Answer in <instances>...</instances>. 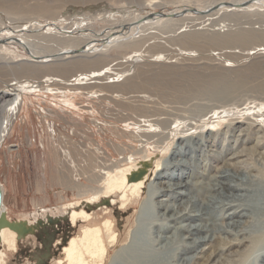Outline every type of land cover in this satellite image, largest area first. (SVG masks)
Segmentation results:
<instances>
[{"label":"rangeland","instance_id":"374dc122","mask_svg":"<svg viewBox=\"0 0 264 264\" xmlns=\"http://www.w3.org/2000/svg\"><path fill=\"white\" fill-rule=\"evenodd\" d=\"M151 1L0 0V41H5L0 43V89L6 88L9 83L15 86L31 83L30 89H21L23 104L19 115L16 119L14 116L11 127L1 133L4 137H0V184L4 188L3 200L10 218H26L33 224V234L19 241L17 251H5L3 264H57V258L61 256L58 241L66 239L71 228L67 224L64 208L67 201L73 198L72 190L68 191L65 183L62 184L57 178L58 174L66 176L67 171L71 172L73 179L87 185V193H90V188L100 186V182L96 180L100 181L102 172H107L113 165H122L125 158L130 162L154 153L163 164V159L170 157L172 147L175 144L177 146V128L193 121L187 119V116L199 115L195 119L202 117L198 123L202 128L184 131L185 135H196L201 131L196 141L203 144L204 150L194 153L190 160L193 165L191 181L197 187L202 186L200 193L196 194V197H201L200 204L207 201L206 194L217 192L212 190L203 195L207 184L217 183L214 176L219 175L218 170L224 162L231 164L230 171H227L229 173L235 171L241 177L248 174L255 177V180H264V160L249 156L250 152L240 153L242 149L254 146L264 136L260 129L262 125L264 128V4L260 2L247 10L227 12L223 8L218 13L214 11L213 15L206 16L190 11L192 14L189 16L175 17L177 19L171 20V23L165 19L142 27V31L134 34L136 37L133 39L146 38L139 51L137 46L114 48L106 56L105 63L110 61L106 65L109 68L101 73L106 71L110 75L103 76L101 81L103 83L115 79L119 85L116 91L104 89L107 84L103 83L70 87L61 90V93L51 94L47 90L31 89V86L36 79L49 72L50 68L55 70V65L47 66V69L39 68V65L37 67L41 74H28L29 78L27 74L24 75L26 77L16 76L10 70L16 60L17 64H21L25 62L24 57L30 58L29 49L10 42L14 35V38L25 35L23 32L27 33L26 31L17 30L29 25L41 26L38 33H44L35 42L45 45L48 44V39L61 37L59 33H54L57 29L50 24H56L59 28L67 27V30L69 27H77L76 31L82 28L85 33L95 32L102 37L112 30L121 29V23L131 22L140 15L153 19L156 15H150L156 12L168 14L181 12L183 9L205 10L210 5L237 0ZM72 31L65 36L77 37L78 33ZM229 34L232 39L227 37ZM6 36H10V40ZM238 36L242 39L236 40ZM224 37L227 41L223 40ZM85 39H81L80 43L88 41ZM107 39L105 37L99 43ZM49 44L55 46L53 42ZM119 44L123 43H114L112 47ZM87 55L91 54L81 58L94 59L95 55ZM117 61L119 65H115ZM89 68L80 70L86 71ZM122 71H126L127 78L122 76ZM79 74V69H74L65 78L81 79ZM38 83L45 86L43 79ZM152 114L154 118L168 121L164 131L168 138L160 139L161 142L158 137L145 138L148 143H144V136L140 133L143 130L153 132L155 127H141L137 120L142 125L148 124L143 120H147L150 118L147 116ZM179 116H184L187 120H182ZM233 118L241 122L234 126V122L230 120ZM251 121L258 122L260 126H248L247 123ZM206 129L210 132H205ZM261 144L264 146V141ZM252 162L255 163L252 165L255 169L249 171L247 166ZM79 163L82 165L81 175L76 171ZM166 179L162 178L163 181ZM229 183L234 184L231 181ZM160 186L157 193L163 190ZM165 194L160 193L158 198ZM223 199L224 197H219L220 201ZM137 201H143V197L140 199L132 195L127 208H116L118 213L114 214V209H107L114 201L101 199L100 205L93 210L99 212L100 216L106 214L105 210L113 211V219L121 231L130 222L135 211L133 206ZM195 222L221 223L213 214L210 219H195ZM173 231L174 228L170 227L167 234L171 235ZM180 235L183 237L185 233L180 232ZM209 235L211 232H201L197 236ZM224 237L230 243L232 237ZM263 240L264 238L261 241ZM261 241L253 243L248 239L238 248H231V244L228 249L227 246H218L215 247L216 253L211 252L213 247L202 243L189 250L188 255L196 253L202 246L205 253H212L204 264H224L228 257L235 258V262L231 264H251ZM236 250L237 255L234 254ZM240 259L242 260L239 261ZM198 260L201 262L200 258ZM229 260L226 261L227 264H230ZM256 263L264 264V261L259 260L258 256Z\"/></svg>","mask_w":264,"mask_h":264},{"label":"bare ground","instance_id":"6f19581e","mask_svg":"<svg viewBox=\"0 0 264 264\" xmlns=\"http://www.w3.org/2000/svg\"><path fill=\"white\" fill-rule=\"evenodd\" d=\"M249 1L251 2L243 8L235 6L244 2L242 0H237L226 2L231 3V7H227L220 3L217 9L211 10L214 5H210L211 7L209 6V8L205 10H201L200 8L199 10L197 9V11L203 12V15L206 16L213 15L212 12L214 11L218 13V11L223 8V11L231 12L230 10H247L258 5L259 2L264 4V0ZM151 2L156 3L155 0ZM159 13V15L154 14L156 17L153 19L145 18V15H140L131 22L121 23V29L116 28L117 30H112L102 37H100L99 33L95 32L85 33V29L82 28H79L80 31H76L77 27L75 29L69 27L67 30V27L59 28L56 24H50L54 25L57 29V32L54 33H59L61 37L47 38L48 44L45 45L35 42V40L40 39L42 33H44H38L41 26L30 27L29 25L26 28H20L17 31H26L27 33L23 32L25 35L20 37H18V35L17 37L19 39H16L17 37L14 38V35L10 42L23 45L26 49H29L28 51L30 53L28 54L30 58L27 57V59L24 57L23 61L25 62L21 64H17L18 62L16 60V64L12 63L13 65L10 70L16 74V76H24L27 74L26 76L29 78V75H38L40 73V67L47 69V66L50 67L55 65V70L50 68L49 72L46 74L44 73L42 77L38 78L39 80L33 77L36 79V82L32 83L31 86V89L38 88V91L47 90L50 91L51 94L61 93V90L70 89V87L103 83L107 84V86L103 87L104 89L107 88L108 90L116 91L119 89L118 81H115V79H112V81L106 80L107 82L103 83L101 81L103 80V76L108 77L110 75V73H106V71L101 73L104 69L109 68L106 65H108L110 61H108L109 63H105L107 61L106 56H108L109 52L114 48L137 46L136 48H138L137 50L139 51V49L143 47V42L146 38L133 40L136 37L134 34L140 33L142 27H146L155 21H163L165 19H168L166 20L167 22L171 20L174 21V19L177 18L170 17L169 15H178L180 12L174 11L168 14ZM190 14L192 13H185L178 18H184ZM187 20L190 19L188 18ZM35 25L36 24H34V26ZM125 25L126 27H124ZM117 26L119 25H116V27ZM176 28L178 29V26ZM70 31H72V33L76 31L78 33L77 37L74 38V36L71 35L72 38H67L65 35ZM105 37H108V39L99 43ZM227 37L232 39L230 34ZM2 38L3 36L1 39ZM84 38L88 41L80 43L81 39ZM226 38L223 40L227 41ZM6 39L10 40V36H6ZM241 39L240 37L236 38V40ZM50 42L55 43V46L49 44ZM0 43H5V41H0ZM114 43L123 44L112 47ZM1 49L2 45L0 44V50ZM86 54H91L87 55L88 57L95 55L94 59H82L81 57H85ZM3 57H5V55ZM119 64L120 63L117 61L115 65ZM37 66H39V68ZM91 66L92 68H89ZM86 67L89 69L86 71L80 70ZM74 69H79V76H81V79L72 80V77V79L68 77L65 78V75L71 73ZM121 74L126 78L128 76L126 71H122ZM75 76L76 75L73 77L75 78ZM41 78L45 83L44 87L38 83L40 80L42 81ZM10 84L11 83L6 84V88L0 89V134L4 133L8 127H11L13 124L12 118L15 116L14 118L16 119L19 115L20 107L23 104L21 89H30L31 85V83H21L22 85L15 86L11 84L12 86H9ZM52 85L57 86L52 87ZM100 89L102 88L100 87ZM148 109H150V107ZM148 109H146V111H148ZM262 115L263 114H261V116ZM152 116H154V114L148 115L147 117L150 118L143 120V122H148V124L145 125L140 124V120H137L139 123L138 125L141 127L151 126L155 127V129L159 128L160 130L155 131L154 129L153 132L143 130L142 133H140L142 137L144 136V139L158 137V141L168 138V135H165L166 133L164 132L168 121ZM198 116L196 115L195 117L198 118ZM195 117L187 116V119L193 121H189L186 124L182 123L183 125L177 128L179 131L175 138L177 146L175 144L172 147L170 157L163 159L165 160L163 164L161 160H158L159 157L156 158L155 155H153L154 153L147 154L139 160L132 159L130 162L125 158V163L123 162L122 165H113L107 172H102L100 181L98 179L96 180L100 182V186L90 188L92 189L90 193H87L89 189L87 185L75 180V178L73 179L71 172L67 171L66 176L58 174L57 178L61 180V183H65V187L69 189L68 191L72 190L71 193L73 198L67 201L65 204L66 207L64 208V211L67 213V224L69 223L71 228L66 239L57 240L59 242L57 247L61 249V256L57 258V264H204V262L210 259L212 253H216L217 248L215 247L219 246L224 248L227 246L226 249H228L231 244V248L235 246L238 248L239 245H242L248 239L255 243L264 238V180H255V177L249 176L248 174H244L245 176L241 177V175L236 174L235 171L229 173L227 171H230L231 164L224 162L222 168L218 170L219 175L214 176L216 177L214 179L217 183L207 184L203 195L212 190L217 192L214 194H206L207 201L201 202L202 204H200L201 197H199L200 199L198 196L196 197V194L200 193V188L202 186L197 187V184L191 181L193 176L191 168L193 165L190 160L193 159L194 153L204 150L202 148L203 144L196 141L201 131H198L196 135H194V133L189 135L186 134L187 137H185L186 135L184 134V131L188 132L191 129L202 128V125L199 126L198 124L202 117L199 119H195ZM179 118L187 120L184 116H179ZM230 120L234 122V126L241 122L234 118ZM247 124L248 126L255 124L256 126H260L258 122L254 123L252 121ZM260 129L264 135L263 125ZM205 132L208 133L210 130L206 129ZM2 136L4 137V135L1 134L0 137ZM260 138L261 139H258L254 146L246 147L242 149L240 153L244 151H246V153L250 152L249 156H257L263 161L264 146H262L261 142L264 141V136ZM1 139L2 138H0V140ZM148 139H145L143 142L148 143ZM140 141H142L141 138ZM69 150L71 151V149ZM182 158H186L187 160L185 161ZM64 164L66 165V162ZM253 164L255 163L252 162L250 166H247L249 171H254L255 168L252 166ZM76 169L79 173L78 175H81V163L77 165ZM242 173H245V171ZM186 176L188 179H186ZM162 178H167V181H163ZM229 181L234 182V184L231 185ZM159 185L163 187V190L157 193L156 190ZM216 185H218V187H216ZM2 188L0 184V189L2 190L0 207V245H2V249H0V264H3L5 261L3 258L5 251H17V244L19 241L33 234L32 221L29 222L26 218L18 220L10 218L7 211L8 209L3 200L4 188ZM145 188H147V190ZM160 193L166 194L164 197L158 198ZM132 195L140 199L143 197V201H139L140 204L138 201L134 203L133 207H135V211L131 218L132 221L130 220L127 227L124 228V226V229L121 231L119 230L120 226H116L113 219V211L106 212L105 210L106 214L100 216L99 212H94L93 210L95 206L100 205L101 199H111L114 203L109 205L110 207H107V209H114V214L118 213L117 209L122 210L127 208L130 204L129 197ZM220 196L224 197L221 201L219 200ZM92 203H96V205L93 206L91 205ZM212 214L215 215L221 223L199 224L195 222V219L200 221L210 219ZM210 226L211 229L209 228ZM170 227L174 228V231L171 235H168L167 231ZM180 232H184L185 235L182 237ZM201 232H211L212 236H197ZM223 234L226 237H232L230 243L225 239ZM207 241L208 243H206ZM202 243L213 247L211 254L205 253L204 247L200 246L199 251L197 250L196 253L188 255L189 250L196 248ZM258 245L259 251L257 250L258 253L252 259L251 264H258L256 263L258 256L259 260L264 261V240ZM236 253H238L237 250L234 254ZM243 255L244 253L242 256ZM198 258L201 259V262ZM228 258L224 260V264H227L226 261L229 259L230 264L235 262L234 257ZM241 260L242 259L239 261Z\"/></svg>","mask_w":264,"mask_h":264},{"label":"water","instance_id":"95a60500","mask_svg":"<svg viewBox=\"0 0 264 264\" xmlns=\"http://www.w3.org/2000/svg\"><path fill=\"white\" fill-rule=\"evenodd\" d=\"M251 1H244V2H242V3H240V4H237V5H235V6H237L238 8H243V7H245L247 4H249ZM220 4V3H219ZM219 4H216V5H214V6H212V9L211 10H214V9H217L218 8V5ZM221 4H223V5H225V6H227V7H231L232 6V4L231 3H221ZM190 11H192V12H194V13H198V14H204L203 12L201 13V12H198L196 9H183V11H181L178 15H176V14H173V15H169L170 17H179V16H182L183 14H185L186 12H190ZM154 14H160L159 12H156V13H153L152 15H150V16H152L153 17V15ZM161 14H162V12H161ZM74 54V53H73ZM1 196H2V190L0 189V207H1Z\"/></svg>","mask_w":264,"mask_h":264}]
</instances>
